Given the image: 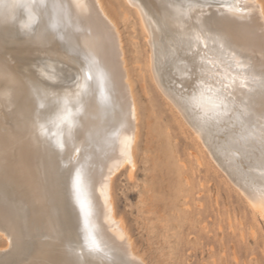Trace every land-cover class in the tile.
I'll return each mask as SVG.
<instances>
[{"label":"rangeland","instance_id":"obj_1","mask_svg":"<svg viewBox=\"0 0 264 264\" xmlns=\"http://www.w3.org/2000/svg\"><path fill=\"white\" fill-rule=\"evenodd\" d=\"M103 1L108 7L111 3L115 9L114 11L111 8L110 12L116 18L123 40L124 56L139 105L140 118L138 138L134 147L135 170L132 178L129 179L126 171L129 164L127 163L128 166L126 163L122 165L130 155L132 143L128 154L124 151V154L120 156L122 158L119 157L112 166L115 173H113L112 181L115 210L129 231L135 255L127 254L130 250L128 244H118L106 233L97 212L96 197L90 181L91 176L86 178L88 191L91 190L90 194H92L90 195L92 203L94 202L95 212L91 222L96 220L95 223L98 222V224L93 223V226L96 225L98 232L106 233L103 235L99 232L102 239L107 237L103 241L112 258L116 264H264V221L260 219L261 216L258 213L251 211L246 198L238 189L248 193L250 188L247 181L256 180L264 174V167L259 163V153L252 156L238 154L230 142L231 134L222 128L205 123L201 114L190 103V95L200 79L210 82L214 87L217 86L212 78L211 66L202 65V58L205 61L213 60L215 63L222 54L219 44L209 40L207 48L200 46L197 49L193 46L190 49L187 37H183L176 26L166 21L162 24L151 25L155 68L159 72L167 70L169 74V80L161 84L167 100L150 76L147 65L149 46L133 7L129 4L128 6L123 0ZM5 2L9 3L11 0H5ZM81 2L86 4L82 11L86 23L85 32L89 37L91 36L96 54L101 55V47L106 49L110 46V29L97 13L90 12V0H81ZM168 6L170 10H174L172 5ZM209 10L207 6H202L201 9L191 13L189 20L192 23V30L196 28L198 22H202L203 26L206 24L204 27L213 35L221 38L227 51H237L235 53L239 52L238 56L243 57L248 64L250 62L252 66L250 75L256 77L257 80L264 78V61L263 66L260 67L261 70H258L259 67L254 63L255 58L260 56L264 60V49L239 42L236 34L230 33L226 27L227 30H225L224 26L219 23L217 15L212 13V17L209 16ZM15 16L19 24L16 25L15 31L11 32L7 27L10 21L4 20L2 10H0V145H2L0 147V206L2 207H0V227L2 226L1 229L7 237L9 236L10 243L9 248L7 246L5 250H0V263L109 264L104 257L90 256L87 253L82 257L76 255L82 242L83 216L72 190L74 192V174L78 166L75 162L79 160V165H90L92 168L94 163L92 164L91 160L94 162L102 158L103 154L106 155L109 140L122 115L117 105L118 98L111 89L113 80L111 70L106 68L101 60L100 66L110 75V103L104 105L97 101L95 94L90 95L86 98L87 102L85 101L87 105L85 104L83 117L81 116L79 120L80 127L76 129L73 139L66 141L64 149L57 148L48 140L45 142L34 126L37 113L33 104L30 103L32 88L46 102L52 96L63 97L65 92L63 94L54 93L50 85L39 79L31 83L30 78L36 73L30 53L39 46L54 48L52 49L53 55L43 54L44 62H53L57 58L61 62L66 60L63 63L67 67L71 66L70 69L77 70V76H79L80 69L83 67V53L87 50L82 47H77V51L69 50V40L55 35L54 30L46 25L45 15L42 16L40 25L35 29V32L40 31V35L33 36L20 30V23L26 20L24 10L16 9ZM91 23L94 27L90 25ZM103 30L110 34H106ZM228 38L230 39L227 42ZM88 52L100 62L93 51L88 49ZM167 59L171 60V64L166 62ZM73 85L74 83L71 88ZM253 85L255 86L250 85L251 92L235 90L233 96L237 103L247 105L252 113L255 110L253 113V122H255V118L264 112V97L262 96L264 90L258 83ZM6 109H9L8 112ZM50 109L46 108L47 113L53 110ZM191 110L199 113L200 124L197 118H193ZM88 117L93 119L88 120ZM202 125L206 131L201 127ZM192 129L201 134L202 143L205 145L199 141ZM31 141H37L38 145L46 144L51 157L50 167L45 165V169L43 168L44 193L41 197L33 190L35 166L32 160L34 146ZM75 142L76 145H74ZM43 145L41 146L44 147ZM67 147H71L73 153L70 154V149ZM76 147L81 148L79 154L75 152ZM123 158L125 159L121 160ZM2 173L8 176L5 177ZM21 175L22 179L19 178ZM23 182L28 184L33 191L30 188L25 189ZM23 188L26 191H23ZM14 191L15 194H13ZM30 194L34 198H30ZM36 204L38 208L40 207L38 210L35 208ZM40 214H43L45 219ZM36 216L40 219H36ZM99 225L101 228L98 227ZM13 234H17L18 236H14H17L21 242L17 237L11 240ZM18 242L19 244H16ZM3 245L4 239L0 236V247ZM23 258H25L24 261Z\"/></svg>","mask_w":264,"mask_h":264},{"label":"bare ground","instance_id":"obj_2","mask_svg":"<svg viewBox=\"0 0 264 264\" xmlns=\"http://www.w3.org/2000/svg\"><path fill=\"white\" fill-rule=\"evenodd\" d=\"M127 5L129 4L130 6L133 7L139 22L141 24V27L144 31L145 34V39L147 41V44L149 46V51H148V70L150 73V76L152 78V80L155 82L157 88L161 91V93L164 95L163 90L161 89V84H164V82L169 80V74L167 72V70L165 71H157L155 68V62H154V58H153V48H152V44H151V31H150V27L151 25L154 24H162L164 23V21H166L168 24L170 25H174L177 27L178 31L181 33V35L183 37H188L189 33L192 31V23L189 20V17L185 18V17H181L177 11V9H181L186 7L188 0H123ZM182 1V2H181ZM89 2V1H87ZM199 2L201 3L202 6H206V5H211V7H208L210 10L208 11L210 13L209 16L212 17V13H214L215 15L218 16V21L221 25L224 26L230 31V33H232L233 35L236 34V36L238 37L237 39H239V42L246 44V45H251L254 46L255 48H262L264 49V0H240V4L241 6L245 9V13L243 15H236V14H232V13H227L223 10H220L219 7V0H199ZM86 3V2H85ZM91 3V8H90V12L93 13H97L98 16L106 23V25L108 26V28L110 29V33H111V40L110 42V46L108 48L105 49V47H101V55H97L95 52V49L93 47V43L92 39L86 34L87 32H85V28H86V23L84 22V15L81 12V14L74 19L73 22V27L68 29V30H54L55 35L60 36V37H65L66 39L69 40V50L71 51H77V47H82L84 49H86L88 51L91 50L93 51L97 57L100 60L104 62V65L106 66V68H110L111 70V74H112V88L110 86V88L113 90L114 94L116 95V97L118 98L117 102H118V106L121 109V113L122 115H120V121H118V124L116 126V129L114 131L115 132H119V138L117 139L114 135H112V137L110 138V142H109V146H108V151L106 153V155L103 154L102 158H98L96 159V161L91 160L92 164L94 163L93 166H91L92 168H90V165H84V171L86 173V178H88V176H91V182H92V189L94 191L95 197H96V208H97V212L99 215V219L102 223V226L104 227L106 233H108L112 239L115 240L116 243L121 244V243H126V245L128 244L130 247V250L128 251V255L129 256H133L135 255L133 250H132V238L129 234V231L127 230L124 221L121 217L118 216V214L116 213L115 210V205H114V198H113V185H112V181H113V177H114V172H113V163L118 160V158L122 155V141L126 138V137H131L132 138V149L130 152V155L127 159L123 158L121 160H126V162H123L122 165L124 166V164H127V175L129 177V179L132 178L133 176V171L135 170V157H134V147L138 138V131H139V105L137 103L136 100V96L134 94L133 91V84H132V79L129 73V69H128V65H127V60L125 59L124 56V46H123V40L121 38V33L120 30L117 26V21L116 18L113 16V14H111L110 9L112 8L114 11V6L109 3V7L107 5H105L103 0H90ZM93 4V6H92ZM86 5V4H85ZM89 5V4H88ZM128 5V6H129ZM168 5H172L174 10H170L168 7ZM88 8V9H89ZM202 13V12H201ZM15 14V13H14ZM206 15V14H205ZM2 16V15H1ZM46 16V25H49V14H45ZM95 16V15H94ZM20 17V16H19ZM204 17V16H203ZM19 19V18H18ZM206 19V18H205ZM204 20V19H203ZM202 21V19H201ZM206 22V21H203ZM210 22V21H209ZM104 23V24H105ZM202 23V22H201ZM208 23V22H207ZM19 23L17 21L12 22L10 21L7 24V27L9 28V30L11 32L15 31V27L16 25H18ZM211 24V23H210ZM209 24V25H210ZM214 24V23H212ZM40 25V24H39ZM88 25V24H87ZM90 25L93 26V24L91 23ZM221 25L219 27H221ZM90 26V27H92ZM206 26V24L204 25ZM213 26V25H212ZM212 26H210V28H212ZM94 27V26H93ZM92 27V28H93ZM209 27V26H208ZM218 27V26H216ZM215 27V28H216ZM19 28V27H18ZM40 28V27H39ZM94 29V28H93ZM91 29V30H93ZM101 29V28H100ZM225 29V30H227ZM102 30V29H101ZM213 30V28H212ZM225 30H223L222 32L225 33ZM20 31V30H19ZM103 32H105L106 34L109 32H106V30ZM36 35H40V31H36L35 32ZM109 33V34H110ZM221 33V32H220ZM16 34V33H15ZM89 34V33H88ZM99 34V32H98ZM14 35V34H12ZM17 35V34H16ZM15 35V36H16ZM170 35V33L168 34V36ZM224 35V34H223ZM229 35V34H228ZM19 36V35H18ZM17 36V37H18ZM44 36V35H43ZM154 36V34H153ZM16 37V38H17ZM36 37V36H35ZM110 37V36H108ZM225 37V36H224ZM223 37V39H224ZM230 37V36H229ZM234 37V36H233ZM97 38V37H96ZM109 39V38H108ZM230 38L226 39L227 42L229 41ZM236 39V40H237ZM94 40V39H93ZM103 40V39H102ZM30 41V40H29ZM107 42V40H106ZM230 42H232V40H230ZM237 42V41H236ZM214 43V41H213ZM226 43V41H225ZM103 44V43H102ZM236 44V43H235ZM238 44V43H237ZM53 45V44H52ZM215 45V44H214ZM234 45V44H232ZM231 45V46H232ZM241 46H243L242 44H240ZM245 45V46H246ZM19 46V45H18ZM96 46V43H95ZM217 46V45H215ZM230 46V45H229ZM235 47V46H234ZM247 47V46H246ZM195 48V47H194ZM202 48V47H201ZM204 48V47H203ZM202 48V49H203ZM244 48V47H243ZM253 48V47H252ZM4 49V48H3ZM29 49V48H28ZM54 49V48H52ZM50 47H38L36 49H34L31 53H30V57L33 60V68L34 71L36 73L35 76L30 78V81H32L31 83H35L34 80L35 79H39L42 81H45V83L47 85L51 86V91H53L54 93H61L63 94L66 90L72 89L71 85L75 82V79L78 75V71L77 70H73L70 69L69 67H67L63 62H65L66 60H62L63 62H61V60H59L58 58L55 59V61L53 62H48L45 63L42 56L44 53H50L51 55H53V51ZM56 49V48H55ZM8 50V49H7ZM25 50V49H24ZM27 50V49H26ZM30 51V50H29ZM57 51V50H56ZM234 51V50H233ZM240 51V50H239ZM17 52V51H16ZM61 52V51H60ZM237 52V51H235ZM243 52V51H241ZM12 53V52H11ZM259 53V51L257 52ZM239 54V52L237 53ZM241 54V53H240ZM26 55V54H25ZM62 55V54H61ZM67 55V53H66ZM197 55V54H196ZM1 56V54H0ZM68 56V55H67ZM253 56V55H252ZM257 56V55H256ZM16 57V55H15ZM24 57V56H23ZM69 57V56H68ZM79 57V56H78ZM95 57V56H94ZM258 57V56H257ZM81 58V57H80ZM79 58V60H80ZM213 58V56H212ZM243 58V57H242ZM244 59V58H243ZM7 60V59H6ZM24 60V59H23ZM77 60V59H75ZM82 60V58H81ZM185 60V59H184ZM21 61V60H20ZM213 61V60H212ZM263 59H261V56L258 57L257 59L255 58V65H257L259 68H257L258 70H261L260 67H262V63H263ZM30 62V60H29ZM80 62V61H79ZM166 62L168 64H171V60L167 59ZM248 62V61H246ZM252 63V60H251ZM21 64V63H20ZM27 64V63H25ZM164 64V63H163ZM250 64V62H249ZM68 65V64H67ZM101 65V64H100ZM185 65V64H184ZM252 65H254L252 63ZM82 66V64H81ZM79 67V65H78ZM77 67V68H78ZM157 67V66H156ZM250 67L251 64H250ZM256 67V66H254ZM12 68V66H11ZM24 69V68H23ZM256 69V68H255ZM168 70L170 71V68H168ZM257 70V71H258ZM263 70V69H262ZM28 72V70H27ZM253 73V70L251 71ZM256 73V72H255ZM258 73H261V71H258ZM19 75V74H18ZM30 75V74H29ZM182 75V74H181ZM186 75V73H185ZM47 76H52L53 79L49 80L47 79ZM110 76V75H108ZM30 77V76H29ZM258 77V74H257ZM23 78V77H22ZM261 78V77H260ZM110 80V78H109ZM188 80V79H187ZM210 83V82H209ZM25 84V82H24ZM110 85V84H109ZM27 86V85H26ZM252 86H255L252 84ZM21 88V87H20ZM30 88V87H29ZM45 88V86H44ZM23 89V88H22ZM26 89V88H25ZM110 89V90H111ZM254 89V87H253ZM256 90V89H255ZM28 91V90H26ZM236 91H240L239 89ZM25 92V91H24ZM30 92V90H29ZM28 92V93H29ZM46 92V91H45ZM257 92V91H256ZM6 93V92H5ZM234 93V91H233ZM243 93V92H242ZM7 94V93H6ZM60 94V95H61ZM174 94V93H173ZM239 94V93H238ZM254 94V92H253ZM259 94V92L257 93ZM8 95V94H7ZM236 95V94H235ZM252 95V94H251ZM256 95V94H255ZM261 95V92H260ZM23 96L24 93H23ZM243 96V95H242ZM264 97V95H262ZM57 96H52L48 99V101L46 102V100L42 97H40L37 92L34 90V88H32L31 91V99H30V103L33 104V107L36 110L37 115L40 116V122L44 123L48 120V118L52 117L56 111V98ZM188 97V96H187ZM253 97V95H252ZM256 97V96H255ZM21 98V97H20ZM88 98V97H87ZM165 98L167 99V97L165 96ZM1 99V98H0ZM9 99V98H8ZM25 99V98H24ZM255 99V98H254ZM253 99V102H255ZM168 100V99H167ZM21 101V100H20ZM90 101V100H89ZM87 102V101H86ZM116 102V101H115ZM170 102V101H169ZM262 102V101H261ZM171 103V102H170ZM20 104V103H19ZM18 104V105H19ZM43 104L44 107L40 108L39 105ZM87 105V103H85ZM173 104V103H172ZM262 104V103H261ZM26 105V104H25ZM90 105V104H89ZM22 106V105H21ZM255 106V105H254ZM12 107V106H10ZM49 107L52 108L53 110L48 112L46 111V108ZM55 107V108H53ZM252 107V106H251ZM29 108H30V104H29ZM33 108V109H34ZM177 108V107H176ZM15 109V108H13ZM32 109V110H33ZM255 109V108H254ZM7 110V109H6ZM9 110V109H8ZM7 110V112H8ZM11 110V109H10ZM48 110V109H47ZM87 110V109H86ZM251 110V109H250ZM16 111V110H15ZM14 111V112H15ZM31 112V111H30ZM182 113V112H180ZM255 113V110L254 112ZM4 114H6L4 112ZM184 114V113H183ZM191 114L193 116V118H197L198 119V123L200 124V115L198 112H196L195 110H191ZM23 115V114H22ZM36 116V115H35ZM83 117V115H82ZM93 117V116H92ZM90 117V118H92ZM23 118V117H22ZM29 118V117H28ZM33 118V117H32ZM88 117V120L90 119ZM183 118V115H182ZM13 118H11L12 120ZM18 119V118H17ZM20 119V118H19ZM93 119V118H92ZM25 120V119H24ZM27 120V119H26ZM185 121V120H184ZM12 122V121H11ZM31 122V121H30ZM186 122V121H185ZM32 123V122H31ZM187 123V122H186ZM24 124V123H23ZM26 124V122H25ZM188 124V123H187ZM11 124H9L10 126ZM20 125V124H19ZM193 125V124H192ZM16 126V125H14ZM27 126V125H26ZM29 126V125H28ZM12 127V126H10ZM49 128H53V126L51 124H48ZM93 128V126H91ZM203 128L204 131H206L203 127V125L201 126ZM191 128V127H190ZM13 129V128H12ZM34 129V128H33ZM195 129V128H194ZM2 130V129H1ZM4 130V128H3ZM2 130V131H3ZM54 130V129H53ZM193 130V129H192ZM31 132V131H30ZM195 136L199 139V141L202 143V139L200 137L201 134H198L195 130H193ZM10 133V132H9ZM13 133V132H12ZM93 133V132H92ZM17 134V132H16ZM22 134V133H21ZM32 136V135H31ZM45 142H47V140L39 135ZM38 137V135H37ZM109 137V135H108ZM104 138V137H103ZM107 138V137H106ZM35 139V137H34ZM37 139V138H36ZM38 139H40L38 137ZM82 140V138H81ZM38 141V140H37ZM36 141V142H37ZM71 141V140H70ZM107 141V139H106ZM34 141H31V144H33V151H32V160H33V164L35 166V183L33 184V190L36 191L37 195H40L39 197H41L44 193V176H43V168L45 169V165L47 167H50V152L48 151V149L46 148V144L43 145L41 142V144H37ZM49 142V141H48ZM74 143V142H73ZM72 143V146H73ZM85 144V143H84ZM203 145H205L204 143H202ZM41 145H43L44 147H42ZM76 145V142L75 144ZM88 146V145H87ZM0 147H2V145H0ZM71 148V147H70ZM69 147H67V149H70ZM1 150V148H0ZM88 151V150H87ZM103 151V150H102ZM71 149H70V154H71ZM73 153V152H72ZM126 153V152H125ZM128 154V151L127 153ZM63 155H65L63 153ZM71 156V155H68ZM78 156V155H77ZM100 156V155H99ZM102 156V155H101ZM124 156V155H123ZM127 155H125L126 157ZM67 157V156H66ZM65 157V158H66ZM80 157V155H79ZM92 157H94L92 155ZM6 158V157H4ZM70 158V157H69ZM90 158V157H89ZM122 158V157H120ZM7 159V158H6ZM67 159V158H66ZM82 160V158H81ZM84 160V159H83ZM232 160V159H231ZM8 161V160H7ZM5 162V161H4ZM8 163V162H7ZM68 164V163H67ZM74 164V163H73ZM75 164H77L75 162ZM5 165V164H4ZM69 165V164H68ZM7 166V165H6ZM10 165H8L9 167ZM67 166V165H66ZM79 166V165H78ZM77 166V167H78ZM119 166V165H118ZM117 166V167H118ZM69 167V166H68ZM122 167V166H120ZM74 168V167H73ZM9 169V168H8ZM13 170V169H12ZM10 170V171H12ZM8 171V170H6ZM9 171V172H10ZM66 171V170H65ZM118 172V170H116ZM16 172V171H15ZM116 172V173H117ZM7 173V172H6ZM12 173V172H11ZM18 174V172H16ZM66 173V172H65ZM114 173V174H113ZM4 174V173H2ZM1 174V175H2ZM8 175L11 176V174L7 173ZM13 174V173H12ZM263 174V173H262ZM5 175V174H4ZM8 175H5L8 176ZM19 175V174H18ZM17 175V176H18ZM246 175V174H245ZM20 176V175H19ZM4 177V176H3ZM254 177V176H253ZM19 178H23V176L21 175V177ZM18 178V180H19ZM74 178H75V174H74ZM106 178V179H105ZM12 179V178H11ZM16 179V177H15ZM14 180V179H12ZM89 180V179H88ZM21 181V180H20ZM16 182V180H15ZM90 182V183H91ZM22 183V182H21ZM20 183V184H21ZM17 184V183H16ZM23 186L25 187V189L29 188L32 190V188L26 184L25 182H23ZM72 184V183H71ZM236 185V184H235ZM247 185L249 186V192L246 193L245 191H243L242 189L238 188L241 193L244 195V197L247 200L248 206L251 209V211L254 213H258V215H260V219L262 218L264 221V174L261 176H259L258 178H256V180L253 181H247ZM22 186V185H20ZM16 187V185H15ZM91 187V186H90ZM18 188V186H17ZM21 188V187H20ZM70 188H72L70 186ZM23 188V191L25 190ZM91 189V188H90ZM32 190V191H33ZM16 191V189H15ZM15 191L13 194H15ZM19 191V190H17ZM22 191V190H21ZM26 191V190H25ZM20 192V191H19ZM29 192V191H28ZM91 192V190H90ZM18 192H16L17 195ZM27 193V192H26ZM25 193V194H26ZM72 193L73 190H72ZM29 194V193H28ZM34 194V193H32ZM29 195L30 198H34L31 197V195ZM24 195V194H22ZM92 196V194H90ZM12 196V195H11ZM15 196V195H14ZM18 196V195H17ZM20 196V195H19ZM33 196V195H32ZM26 197V196H25ZM28 197V198H29ZM38 197V196H37ZM37 197H35L37 199ZM74 197V195H73ZM15 198V197H14ZM40 199V198H39ZM38 199V200H39ZM75 199V198H74ZM93 199V198H92ZM71 203H72V199H70ZM94 201V200H93ZM32 202H34V200L32 199ZM37 202V201H36ZM94 203V202H93ZM92 203V204H93ZM2 204V203H1ZM7 205V204H6ZM74 205V204H73ZM38 204H36L37 208L36 210H38L39 208L37 207ZM1 207V206H0ZM71 207V205H70ZM73 207V206H72ZM2 208V207H1ZM5 208V206H4ZM75 208V207H74ZM73 208V209H74ZM77 209V208H76ZM6 210V209H4ZM72 210V208L70 209ZM75 212H77L76 210H73ZM72 211V212H73ZM7 212V211H6ZM39 212V211H38ZM74 212V215H75ZM95 212V211H94ZM96 212V214H97ZM37 213V212H36ZM73 214V213H72ZM14 215V214H13ZM16 215V214H15ZM39 215V214H38ZM42 215V216H41ZM40 216L42 218L43 214H40ZM83 216V215H82ZM9 218V217H8ZM15 218V217H14ZM35 218V216H34ZM10 219V218H9ZM36 219H38V217L36 216ZM40 219V218H39ZM38 219V220H39ZM45 219V218H44ZM97 219V218H96ZM41 221V220H40ZM48 222V221H47ZM96 220L93 222L94 224H98L95 223ZM6 223V222H5ZM4 223V224H5ZM92 223V224H93ZM1 224V222H0ZM8 224H6L7 226ZM42 227V225H40ZM39 227V226H38ZM100 227V225L98 226ZM102 227V228H103ZM2 226L0 227V236L1 238L4 239V245L2 247H0V250H5V248L8 246L9 243V239L7 237V234L3 231V229H1ZM10 228V227H9ZM40 228V227H39ZM44 228V226L42 227ZM96 228V225H95ZM101 228V227H100ZM5 229V228H4ZM103 229V230H104ZM9 230V229H8ZM7 231V230H6ZM12 234V231H10ZM101 232V231H99ZM102 233V232H101ZM100 233V234H101ZM104 233V234H106ZM10 234V233H9ZM43 234V232H42ZM103 234V233H102ZM103 234V235H104ZM14 235L17 234H13V237L11 240H13V238L15 237ZM102 235V236H103ZM12 236V235H11ZM18 236V235H17ZM16 236V237H17ZM101 236V235H100ZM15 237V238H16ZM47 238V236H45ZM50 237V236H49ZM107 238V237H106ZM106 238L104 237L103 239L106 240ZM18 239V237H17ZM16 239V240H17ZM10 240V241H11ZM19 242L20 239H18ZM17 240V241H18ZM52 241V240H51ZM16 243V244H19ZM31 242V241H30ZM50 242V241H49ZM14 243V242H13ZM15 244V243H14ZM112 244V242L110 243ZM11 247V246H10ZM9 248V246H8ZM18 248V247H17ZM118 248V247H117ZM128 248V247H127ZM31 251V250H30ZM122 251V250H120ZM34 252V250L32 251ZM28 253V252H27ZM30 253V252H29ZM28 253V254H29ZM51 253V252H50ZM26 254V253H25ZM34 254V253H32ZM32 254H30L32 256ZM38 254V252L36 253ZM52 254V253H51ZM40 255V254H39ZM38 255V256H39ZM42 256L44 254H41ZM40 255V256H41ZM53 255V254H52ZM125 255V254H124ZM123 255V256H124ZM23 256H28V255H23ZM129 256H127L129 258ZM54 256H52L53 258ZM35 258V256H34ZM70 258V257H69ZM134 258V257H132ZM136 258V257H135ZM25 258H23L24 261ZM46 259V258H44ZM57 259V258H56ZM28 260V259H27ZM26 260V263H28ZM33 259H31L32 261ZM59 260V259H57ZM88 260V259H87ZM142 260V259H141ZM140 260V261H141ZM30 261V260H28ZM37 261V260H36ZM52 261V260H50ZM90 261V260H88ZM33 262V261H32ZM38 262V261H37ZM126 262V261H125ZM144 262V261H143ZM53 263V262H52ZM1 264V263H0ZM35 264V263H34ZM43 264V263H41ZM47 264V263H45ZM94 264V263H93ZM121 264V263H120Z\"/></svg>","mask_w":264,"mask_h":264},{"label":"snow or ice","instance_id":"obj_3","mask_svg":"<svg viewBox=\"0 0 264 264\" xmlns=\"http://www.w3.org/2000/svg\"><path fill=\"white\" fill-rule=\"evenodd\" d=\"M211 7V5H206ZM220 10L236 15H243L245 9L241 6L240 0H219ZM85 5L81 0H11L6 3L0 0V10L6 22H15L16 9H23L26 17L20 23V30L27 35H36L35 29L40 24L41 18L49 14V25L51 30H68L73 27L74 19L84 10ZM202 5L199 0H188L186 7L177 9L181 17H189ZM63 38V37H62ZM189 48L200 46L207 48L209 40L219 44L221 56L215 63L211 60H203L202 65H210L212 78L217 86H213L204 79H200L190 95V103L197 110L203 121L217 128H222L230 133V141L240 155L252 156L259 153L260 166L264 167V112L253 122V113L245 104L237 103L233 91L239 89L251 92V84L258 83L264 90V78L257 80L250 75V65L233 51H227L225 44L219 36L213 35L201 23H197L188 37ZM52 80V76H47ZM96 95L97 101L104 105L110 103V88L108 73L100 66V62L88 51L83 53V67L80 75L76 77L71 91H65L63 97L55 101L57 108L54 115L44 123L40 122L37 115L34 126L39 134L50 141L57 148L63 150L66 141L72 140L77 128L80 127V117L85 111V101L90 95ZM71 97V99H69ZM40 108L44 105L40 104ZM51 124L53 128H49ZM54 129V130H53ZM118 139L119 132L113 133ZM122 154L130 151L132 138L126 137L122 142ZM75 152H81L80 147ZM79 165V160L76 161ZM106 179V178H105ZM75 199L83 215V235L81 237L80 250L76 253L82 257L85 253L90 256L104 257L109 264H116L110 251L99 232L92 224L94 215L93 204L88 191L86 173L84 166L79 165L75 170L73 181Z\"/></svg>","mask_w":264,"mask_h":264}]
</instances>
